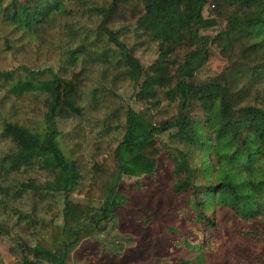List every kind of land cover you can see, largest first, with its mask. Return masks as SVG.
Here are the masks:
<instances>
[{"label":"rangeland","instance_id":"obj_1","mask_svg":"<svg viewBox=\"0 0 264 264\" xmlns=\"http://www.w3.org/2000/svg\"><path fill=\"white\" fill-rule=\"evenodd\" d=\"M164 5V0H158ZM112 0H0V71H9L11 81L23 80L31 72L36 80L52 76L68 79L74 72L83 78L81 116L57 118L58 141L67 162L79 179L70 200L88 207L100 203L88 201L84 194L93 181L92 165L112 153L126 131V108L135 111L143 103L133 97V84L127 76L123 51L100 28L98 9ZM50 10L48 18L31 29L19 25L15 17L21 6ZM207 6L203 16H212ZM234 13L228 8L215 28L201 31L213 37L225 28L224 18ZM17 19V18H16ZM128 54L141 65H151L158 56V43L135 24H115L108 28ZM224 60L202 67L197 80L222 73ZM236 92L242 104L264 109V80H237ZM48 96L34 92L12 95L0 82V225L9 235L0 237V264H23V252L46 237L54 224L62 222L63 197L45 191L24 190L21 185L33 181L44 185L52 176L36 166L18 160V146L4 130L6 122L22 126L45 139ZM178 102L160 97L154 114L157 120L173 117ZM195 128L201 129L203 112L194 103L186 110ZM176 130L156 135L162 153L151 176L124 177L119 187L124 197L100 235L84 240L73 252V264H262L264 229L258 221H241L222 207L208 215L214 225L197 222L188 195H175L172 169L183 153L194 173L196 186H207L208 155L200 144H187L177 138ZM185 240L187 244L183 243ZM192 245L196 247H192ZM33 262V258L29 256ZM49 264V263H38Z\"/></svg>","mask_w":264,"mask_h":264},{"label":"trees","instance_id":"obj_2","mask_svg":"<svg viewBox=\"0 0 264 264\" xmlns=\"http://www.w3.org/2000/svg\"><path fill=\"white\" fill-rule=\"evenodd\" d=\"M61 1L54 0L55 7ZM161 4L158 0H112L107 8L98 9L99 28L122 49L133 97L144 106L139 111L127 106L121 141L112 153L92 165L93 181L84 198L100 203L97 209L70 200L79 173L65 159L56 127L57 118L81 116V73L74 72L68 79L53 75L49 80H36L24 67L21 70L28 75L11 81L9 71H0V82L12 95L40 92L49 99L45 115L48 131L43 141L22 126L4 124L5 133L18 146V160L52 176L44 185L29 181L21 188L63 197L61 224H54L28 254L23 252V264H73V252L80 244L103 233L116 217L124 202L119 192L124 177L151 176L162 153L156 135L173 129L175 138L200 144L209 156L207 186L193 183L194 173L181 152L172 169V192L189 196L197 222L213 226L208 212L222 207L241 221H258L264 229V109L242 104L235 90L237 80H264V0H164L166 6ZM207 6L214 10L212 16L204 17ZM228 8L234 13L224 18L223 31L213 37L200 34L215 28ZM21 11L14 19L27 29L43 23L50 13L26 5ZM115 24H135L157 41L158 56L151 65H141L128 54L108 29ZM224 60L228 67L222 73L197 80L196 72L202 67ZM161 96L169 103L178 102L176 114L169 119L157 120L154 114ZM191 103L205 116L201 129L194 127L186 112ZM3 235L9 233L0 225V237ZM183 243L188 245L185 240Z\"/></svg>","mask_w":264,"mask_h":264}]
</instances>
